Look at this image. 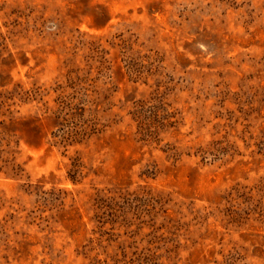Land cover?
I'll return each instance as SVG.
<instances>
[{"label":"rangeland","instance_id":"obj_1","mask_svg":"<svg viewBox=\"0 0 264 264\" xmlns=\"http://www.w3.org/2000/svg\"><path fill=\"white\" fill-rule=\"evenodd\" d=\"M0 264H264V0H0Z\"/></svg>","mask_w":264,"mask_h":264}]
</instances>
